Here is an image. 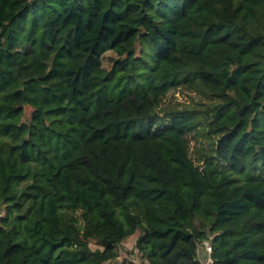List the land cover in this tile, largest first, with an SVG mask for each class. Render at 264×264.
<instances>
[{
  "label": "trees",
  "instance_id": "16d2710c",
  "mask_svg": "<svg viewBox=\"0 0 264 264\" xmlns=\"http://www.w3.org/2000/svg\"><path fill=\"white\" fill-rule=\"evenodd\" d=\"M0 211V264H264V0H0Z\"/></svg>",
  "mask_w": 264,
  "mask_h": 264
},
{
  "label": "rangeland",
  "instance_id": "374dc122",
  "mask_svg": "<svg viewBox=\"0 0 264 264\" xmlns=\"http://www.w3.org/2000/svg\"><path fill=\"white\" fill-rule=\"evenodd\" d=\"M114 57V53H112L111 51L105 52L102 56V65L105 68L109 69ZM147 60L149 61V58H147ZM213 100V98L204 97L195 91L187 89L184 86H179L176 89H170L166 93V95L162 97V100L156 110L158 114L157 121L159 124L163 125L169 121L168 115L166 116L164 114L165 112H173L174 110L178 109L193 110L194 112L198 109H201L203 105L211 103ZM187 141L190 155L191 157H195V154L197 153L196 146L199 145L202 140L198 137V134L195 132L194 134H189L187 136ZM137 233L127 237L121 243L118 244V262L127 259L128 264H133L131 262L129 263L128 257L132 256L133 254L132 252L130 253V251L133 249ZM91 247L95 248L96 245L91 243ZM198 249L200 251H203V247L201 245L198 247ZM202 258L203 256L200 259Z\"/></svg>",
  "mask_w": 264,
  "mask_h": 264
},
{
  "label": "built area",
  "instance_id": "2783aa9c",
  "mask_svg": "<svg viewBox=\"0 0 264 264\" xmlns=\"http://www.w3.org/2000/svg\"><path fill=\"white\" fill-rule=\"evenodd\" d=\"M201 246L203 247V251H200L197 247V250H196L197 258L199 259L201 264H210L211 263V259H210L211 246H210V243L205 242ZM202 256H203V258L200 259Z\"/></svg>",
  "mask_w": 264,
  "mask_h": 264
}]
</instances>
